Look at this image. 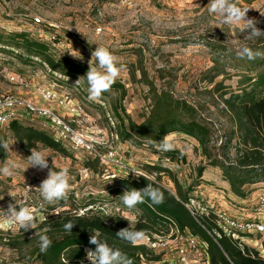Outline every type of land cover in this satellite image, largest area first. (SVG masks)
<instances>
[{
    "label": "rangeland",
    "instance_id": "obj_1",
    "mask_svg": "<svg viewBox=\"0 0 264 264\" xmlns=\"http://www.w3.org/2000/svg\"><path fill=\"white\" fill-rule=\"evenodd\" d=\"M208 3L209 0H0V23H9L12 15L27 11L38 13L48 21L60 20L75 26V34L69 42L73 55L80 53L83 59L90 61L97 45L105 46L124 66L114 83L118 86L103 98L93 101L89 99L85 81L76 86L78 79L48 73L43 64L23 55L22 48H0V93L14 92V87L3 77L7 72L33 75L34 81L40 83L53 80L63 85L62 91L81 103L86 116L95 118L99 128L107 129L110 126L108 117L116 128L118 125L128 126L126 115L135 123L142 121L150 108L148 89L152 83L154 87L166 88L174 97L190 103L212 126L211 146L217 147L224 140L223 133L230 127L227 114L222 110L219 92L236 91L244 83V76L248 75L244 69L251 60L238 58L237 50L247 44L258 52L264 47V33L244 39L251 30L242 32L243 26L221 24L219 17L208 12ZM239 4L251 7L247 18L257 21L256 27L264 31V0H239ZM85 22H95L103 32L95 35L90 26L83 27ZM92 65L96 66L95 61ZM28 124L39 129L35 121ZM86 128L89 129L88 124L78 127L84 131ZM167 135L171 136L183 159L171 161L160 158L158 144L151 147L121 142L119 153L134 164L144 167L160 165L168 169L169 173L158 174L157 181L173 193L175 180L185 197L198 192L203 201L211 202L215 208L232 216L249 218L254 214L259 196L264 194V182L255 184L254 190L245 199H240L230 192L220 169L208 165L194 138L179 132ZM0 138L10 145L7 157L0 161V165L7 160L19 165L13 176L0 178V211L6 212L9 204H25L36 209V224L65 210L77 214L86 210L106 214L117 212L131 224L136 221L137 213L135 216L133 210L126 209L118 198L123 193L112 194L119 187V180L106 178L98 168L86 167L87 159L82 153L61 145L63 153L40 143L28 149L8 125L0 129ZM234 143L232 140L231 146ZM33 149L45 153L48 169L40 171L30 167L24 171L27 157ZM62 167L69 168L71 177V190L66 201L48 204L39 192L27 193L25 185L33 183L35 175H39L40 184L51 168L59 170ZM201 167L204 168L199 175ZM28 194L30 200L23 203L22 199ZM16 207L18 210L19 205ZM3 219L0 213V221ZM166 227L164 225L162 229ZM39 232L38 229L24 232L15 226L0 228V264H40L31 255L34 244L27 242ZM10 238H20L19 244L13 247L15 240ZM256 238L257 242L244 244L264 256V239L256 235L253 240ZM159 252L163 258L164 252ZM166 255L169 256L168 253Z\"/></svg>",
    "mask_w": 264,
    "mask_h": 264
},
{
    "label": "trees",
    "instance_id": "obj_2",
    "mask_svg": "<svg viewBox=\"0 0 264 264\" xmlns=\"http://www.w3.org/2000/svg\"><path fill=\"white\" fill-rule=\"evenodd\" d=\"M0 48H22L23 55L28 59H37L39 61H36L41 64L44 62L51 70L74 80L85 76L89 70L87 65L77 59L54 58L48 52L47 45L39 40L28 38L23 33L0 29ZM257 51L261 55L249 61L244 69L248 75L244 76V83L239 85L238 90L219 92V98L224 107L222 110L227 114L230 127L223 133L224 140L217 147L211 146L214 134L212 126L200 117L190 103L174 97L166 88L154 87L152 83L148 89L151 101L148 113L143 115L140 123H135L126 115L128 126L118 125L116 128L120 141L134 146L152 147L158 144L159 147V142L170 133L179 132L192 137L200 145L208 165L220 169L223 180L229 185L230 192L240 199H245L254 190L255 184L264 182V47ZM251 72L253 75H250ZM83 81L86 82V80ZM117 86L113 84L112 88ZM105 94L107 92L102 95V98ZM8 126L28 149L40 143L64 153V148L59 143L53 141L44 131L28 123L14 121ZM232 140H235L233 146H231ZM0 141H2L1 138ZM6 157V150L0 147V161H4ZM163 157L171 161L183 159V155L176 149L161 151L160 158ZM85 166L97 168L95 162L91 160H87ZM148 166H145L146 170L157 174L156 180L159 179V173H169L168 169L160 165ZM203 168L199 169V175ZM115 180H119L120 184L117 190L112 192L115 195H121L131 188L142 189L148 183L158 187L164 195L161 204H152L146 198L144 203L137 205L133 210L134 214L137 213L136 221L133 224L130 223L133 229L143 230L145 233L157 232L163 228V222L172 220L180 230L188 229L207 241L210 253L209 264H264V256H261L258 251L245 245L240 247L237 241L230 237L222 236L218 240V246L180 203L193 195L188 194L185 197L175 180H173L175 194L147 179ZM138 211L141 213L138 214ZM69 220L75 223L70 233L63 228ZM205 222L209 228L211 222L208 219ZM127 227L129 222L117 212L106 214L102 211L86 210L78 215L76 212L65 210L47 216L37 224L36 229L40 231L39 233L46 234L52 241L46 252L40 251L37 234L27 239V242L34 244L31 255L40 264H81V261L86 260L85 248L95 249V245L90 244L89 239L94 232L98 231L102 240L121 249L134 264H145L143 260L146 262L160 260V256L155 255L144 244L133 246L127 241L118 239L116 233ZM19 239L10 238L9 240H15L12 243L15 247L19 244Z\"/></svg>",
    "mask_w": 264,
    "mask_h": 264
},
{
    "label": "built area",
    "instance_id": "obj_3",
    "mask_svg": "<svg viewBox=\"0 0 264 264\" xmlns=\"http://www.w3.org/2000/svg\"><path fill=\"white\" fill-rule=\"evenodd\" d=\"M122 1L127 2L128 0ZM10 20L9 23H0V29L7 32L23 33L28 38L43 42L54 58H73V52L69 49V42L75 34V26L64 24L60 20L48 21L40 14L28 11L15 13ZM83 27L91 29L95 35L103 32V28L95 22H85ZM77 60L89 67L87 58ZM42 64L48 73L62 76L51 70L44 62ZM3 77L14 87V92L0 93V129L14 121L25 123L35 121L39 130L47 133L53 141L71 148L76 153H82L87 160L94 161L96 167L106 178L122 179L120 177L128 175L126 179H146L143 176L137 177L134 172H131L135 170L137 173L148 177L149 181L159 184L155 172H149L142 164H134L120 155L121 141L112 119L108 117L110 126L107 129L99 128L95 118L86 116L81 103L61 90L63 89L62 84L53 80H49L47 83L36 82L33 75L29 76L16 72H7ZM9 99L13 100L14 103L11 107H6V102ZM84 124H88L89 129L86 128L85 131L78 129ZM78 136L83 138V143H77ZM97 141H103V143ZM34 178L33 183L25 185L27 193L39 192L35 188L39 186L40 177L35 175ZM201 196L200 193L195 192L186 201H179L194 221L205 230L218 246V240L222 236L237 241L240 247L245 245L244 242L247 241L257 242V238L253 240L256 235L264 239V194L259 196L254 214L249 218L236 217L221 211L215 208L211 202L203 201ZM28 200H30L29 194L24 196L22 202L26 203ZM206 219L211 222L209 228L206 226ZM163 225L167 227L161 228L157 232H147V239L137 244H144L155 255L160 256L162 253L159 251L164 252V257L162 258L161 255L160 260L155 262L143 260V263H210L207 241L188 229L180 230L172 220L163 222ZM259 247L261 248V244ZM83 264H91V262L86 259Z\"/></svg>",
    "mask_w": 264,
    "mask_h": 264
},
{
    "label": "clouds",
    "instance_id": "obj_4",
    "mask_svg": "<svg viewBox=\"0 0 264 264\" xmlns=\"http://www.w3.org/2000/svg\"><path fill=\"white\" fill-rule=\"evenodd\" d=\"M206 7L210 14L219 17L221 24L243 26L242 32L250 29V34L246 35L244 39H251L254 36H259L261 33H264V31L256 27L257 21L247 18V13L251 7L241 6L239 0H209ZM259 55L261 54L253 51L247 44L240 46L237 50V56L240 59L247 58L252 60ZM73 56L78 59H83L80 53L79 55ZM92 61H95L96 66L92 65ZM123 67L118 57L114 55L108 47L97 45L95 50L91 53L89 70L85 76H82L83 80L87 82L89 99L96 101L101 99L104 93L111 92L113 84L122 74ZM82 77L76 81V85L83 83ZM13 103L14 101L9 99L5 106L11 107ZM97 142L103 143V141ZM77 143H83V138L78 136ZM0 147L7 151L10 145L7 141H0ZM174 149L175 144L172 142L171 136L165 135L159 142V150L171 151ZM18 167L19 165L15 161L7 160L3 165H0V178L13 176ZM30 167L40 171L49 168L48 157L43 151L31 150V155L27 157V167L24 171ZM131 172H134L137 177L143 176L148 180V177L137 173L135 170ZM127 177L128 175L120 178L126 179ZM70 179V170L68 167H62L59 170H53V168H51L48 171L47 177L43 179L35 189L39 191L42 199L48 204L66 201L71 190ZM11 197L14 199L13 196ZM118 198L126 209L134 210L138 204L144 203L146 198L150 200L152 204H161L163 203L164 195L158 187H154L152 183H148L147 186L142 189L131 188L125 190ZM16 205H19L18 210ZM35 211L36 209L25 204H9L6 212L0 211L4 217L3 221H0V228L15 226L24 232L30 229L36 230ZM74 225L75 223L69 220L63 225V228L66 232L70 233ZM35 234L39 236L40 251L42 253L46 252L51 246L52 241L46 234ZM116 236L118 239L127 241L133 246L147 239L146 233L143 230L133 229L130 222L129 227L120 229L116 233ZM89 243L95 245L94 250L86 249V259L90 261L91 264H134L133 260L121 249L102 240L98 231L90 236ZM81 264H83V261H81Z\"/></svg>",
    "mask_w": 264,
    "mask_h": 264
},
{
    "label": "crops",
    "instance_id": "obj_5",
    "mask_svg": "<svg viewBox=\"0 0 264 264\" xmlns=\"http://www.w3.org/2000/svg\"><path fill=\"white\" fill-rule=\"evenodd\" d=\"M183 135H185V134H183ZM227 183V182H226ZM227 185V184H226ZM228 186V185H227ZM225 188V187H224ZM226 189V188H225Z\"/></svg>",
    "mask_w": 264,
    "mask_h": 264
}]
</instances>
